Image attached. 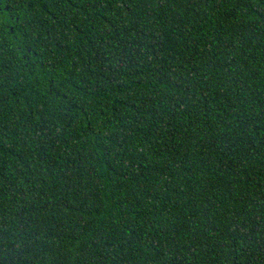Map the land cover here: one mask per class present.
<instances>
[{
  "label": "trees",
  "instance_id": "1",
  "mask_svg": "<svg viewBox=\"0 0 264 264\" xmlns=\"http://www.w3.org/2000/svg\"><path fill=\"white\" fill-rule=\"evenodd\" d=\"M0 264H264V0H0Z\"/></svg>",
  "mask_w": 264,
  "mask_h": 264
}]
</instances>
